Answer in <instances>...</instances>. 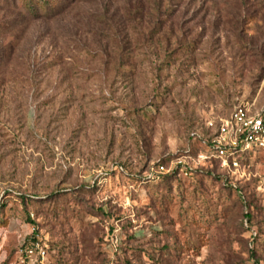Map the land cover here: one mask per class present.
I'll list each match as a JSON object with an SVG mask.
<instances>
[{
  "label": "rangeland",
  "instance_id": "obj_1",
  "mask_svg": "<svg viewBox=\"0 0 264 264\" xmlns=\"http://www.w3.org/2000/svg\"><path fill=\"white\" fill-rule=\"evenodd\" d=\"M15 2L0 0V264H264V153L204 151L236 105L264 108V0H68L52 18ZM162 160L238 191L181 174L163 203L139 181Z\"/></svg>",
  "mask_w": 264,
  "mask_h": 264
},
{
  "label": "built area",
  "instance_id": "obj_2",
  "mask_svg": "<svg viewBox=\"0 0 264 264\" xmlns=\"http://www.w3.org/2000/svg\"><path fill=\"white\" fill-rule=\"evenodd\" d=\"M250 109L249 104L240 103L236 105L230 117L221 119L218 133L210 141L211 144L207 146V151L212 148L217 150L223 165L232 164L239 167L240 161L235 156L231 160L229 159V154H232V150L237 147L243 150L264 149V108L256 114L251 113ZM209 125L214 126V122L210 120ZM187 169L181 166L182 174L187 175ZM172 170L166 164L159 163L155 168H152L150 177ZM33 252V246L26 249V253L32 254Z\"/></svg>",
  "mask_w": 264,
  "mask_h": 264
},
{
  "label": "trees",
  "instance_id": "obj_3",
  "mask_svg": "<svg viewBox=\"0 0 264 264\" xmlns=\"http://www.w3.org/2000/svg\"><path fill=\"white\" fill-rule=\"evenodd\" d=\"M5 1V0H4ZM14 0H12L13 3ZM16 2L20 3L27 11V15L30 18H41V17H47L52 18L56 15H58L60 12L63 11L65 3L68 2V0H15ZM7 2H11V0H7ZM15 2V3H16ZM211 142H209L208 145H210ZM204 151L207 154V158H209L210 164H213V161H221V158L217 154V150L215 148L210 149L207 151V147L204 149ZM232 154H229V159L231 160L233 156H235L240 163H249L250 158L253 156H261V154L264 153L263 148H256L252 150H243L241 148H235L232 150ZM164 163V160L157 162L156 164ZM188 174L187 176H190L189 178L195 179V180H201L203 178H219L220 182L223 186L230 188L232 190H237V187L233 186L229 179H223L221 175H217L214 170L212 169H205L204 166L197 167V168H188ZM181 166H177L175 169H173L170 172L166 173H158L155 177H140L139 181L146 183L147 185H151V188H158V190L162 191V194L159 192L155 196L156 199L161 198L163 203L166 199H168V185L169 181H179L181 180ZM188 178V177H187ZM222 179V180H221ZM89 187V186H88ZM5 213L0 209V225L6 224L5 220Z\"/></svg>",
  "mask_w": 264,
  "mask_h": 264
}]
</instances>
